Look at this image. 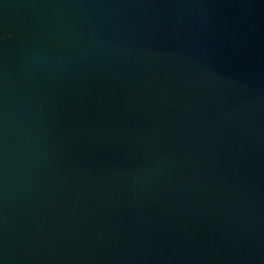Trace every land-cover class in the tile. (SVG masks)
Wrapping results in <instances>:
<instances>
[{"label": "water", "instance_id": "water-1", "mask_svg": "<svg viewBox=\"0 0 264 264\" xmlns=\"http://www.w3.org/2000/svg\"><path fill=\"white\" fill-rule=\"evenodd\" d=\"M0 264H264V0H0Z\"/></svg>", "mask_w": 264, "mask_h": 264}]
</instances>
